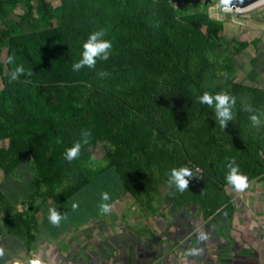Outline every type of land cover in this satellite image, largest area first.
Segmentation results:
<instances>
[{
  "label": "rangeland",
  "instance_id": "374dc122",
  "mask_svg": "<svg viewBox=\"0 0 264 264\" xmlns=\"http://www.w3.org/2000/svg\"><path fill=\"white\" fill-rule=\"evenodd\" d=\"M224 8L221 0H0V102L17 116L20 98L51 126L5 129L0 115V233L23 237L25 221L34 226L52 207L65 224L193 220L229 188V160L245 176L264 172V0ZM72 29L87 38L103 29L109 59L74 72L87 38ZM17 66L25 71L9 82ZM205 91L235 97L225 128L199 102ZM182 166L193 177L180 192L168 177ZM105 191L110 211L102 214Z\"/></svg>",
  "mask_w": 264,
  "mask_h": 264
},
{
  "label": "crops",
  "instance_id": "0c3cea01",
  "mask_svg": "<svg viewBox=\"0 0 264 264\" xmlns=\"http://www.w3.org/2000/svg\"><path fill=\"white\" fill-rule=\"evenodd\" d=\"M246 177L247 189L221 186L218 205H199L193 220L61 221L56 227L42 210L41 220L27 223L30 240L25 232L0 233V264H264V172Z\"/></svg>",
  "mask_w": 264,
  "mask_h": 264
},
{
  "label": "clouds",
  "instance_id": "9594fccd",
  "mask_svg": "<svg viewBox=\"0 0 264 264\" xmlns=\"http://www.w3.org/2000/svg\"><path fill=\"white\" fill-rule=\"evenodd\" d=\"M221 3L224 5L225 9L228 8L230 4V0H221ZM106 35L103 29L99 31H94L88 35L86 41L83 42V50L81 52V58L72 64V70L74 72L80 71L82 68L87 67L89 69H94L97 60H108L110 56V51L112 49V43L110 40L104 39ZM14 57L8 58V63H14ZM23 66L15 67L14 71H12L9 75V82L15 81L19 78L21 74L24 73ZM98 75L105 76L106 73L99 72ZM198 100L201 104L207 105L209 108L214 109L216 119L219 122L222 128L226 127L228 121L232 120L233 112L232 109L236 104L235 97L230 96L227 93L219 92L216 94H210L205 91L203 95L198 97ZM246 111H250L251 109H245ZM250 121L253 126H259L260 120L255 115L252 114L249 116ZM84 137V143H87V137L90 135L89 132L82 133ZM81 149V143L76 142L72 147L67 148L65 152V158L71 162L75 159ZM226 167L228 168V172L226 173V181L227 183L234 188L236 192H243L248 188V180L247 177L240 173L239 167L235 164L234 160H229ZM193 177L191 170L188 167H180L173 168L170 171V175L168 177L169 186H175V188L183 192L188 189L189 186V178ZM110 199L108 192L101 193V202L98 204L99 211L103 213H107L110 211L108 201ZM72 210L76 211L79 209L78 203H72ZM48 219L53 226L59 227L62 220L67 219V215L60 214L55 207L49 208ZM199 240L206 241L208 236L202 230H199ZM198 254V253H197ZM3 255V251L0 250V256ZM28 264H40V262L36 259L30 260Z\"/></svg>",
  "mask_w": 264,
  "mask_h": 264
},
{
  "label": "trees",
  "instance_id": "16d2710c",
  "mask_svg": "<svg viewBox=\"0 0 264 264\" xmlns=\"http://www.w3.org/2000/svg\"><path fill=\"white\" fill-rule=\"evenodd\" d=\"M1 1L4 2L5 4H8L12 0H1ZM39 6H40V9H39L40 13H44L47 11L46 6L43 2L40 1ZM211 26H212L211 33L214 34L220 28V23L216 21L208 22V27H211ZM71 32L73 34L80 36L84 40L87 38V35L84 31H81L78 29H72ZM18 52H19L20 58L25 63L31 62V58L28 56L27 52L24 49H20ZM16 106H17L18 114L17 116H14L12 114H9V112L5 110L3 102L2 101L0 102V115L2 116L3 124H4L2 128L6 129L9 127H15L23 123H38L40 126H43V127H51V126H48L50 124L46 122L45 117L38 116L37 115L38 113H31V112L25 111L23 109V105H22L20 98L16 99ZM24 232L26 235V240L27 241L30 240L32 238V235L29 233V227L26 221H25Z\"/></svg>",
  "mask_w": 264,
  "mask_h": 264
},
{
  "label": "water",
  "instance_id": "95a60500",
  "mask_svg": "<svg viewBox=\"0 0 264 264\" xmlns=\"http://www.w3.org/2000/svg\"><path fill=\"white\" fill-rule=\"evenodd\" d=\"M176 4H178L181 0H172ZM183 2H186L187 0H182ZM193 1H198V0H193ZM209 0H203L204 3L208 2ZM258 0H230V4L228 5L229 7H246L252 3H255ZM233 20L234 19V12L231 14Z\"/></svg>",
  "mask_w": 264,
  "mask_h": 264
},
{
  "label": "bare ground",
  "instance_id": "6f19581e",
  "mask_svg": "<svg viewBox=\"0 0 264 264\" xmlns=\"http://www.w3.org/2000/svg\"><path fill=\"white\" fill-rule=\"evenodd\" d=\"M235 8H238V7H229L228 6V8L226 10H229V11L231 10V11L237 12L238 10H236Z\"/></svg>",
  "mask_w": 264,
  "mask_h": 264
},
{
  "label": "built area",
  "instance_id": "2783aa9c",
  "mask_svg": "<svg viewBox=\"0 0 264 264\" xmlns=\"http://www.w3.org/2000/svg\"><path fill=\"white\" fill-rule=\"evenodd\" d=\"M242 10H243V9H242ZM193 169H194L196 172L200 171L199 167H197V166H194Z\"/></svg>",
  "mask_w": 264,
  "mask_h": 264
}]
</instances>
